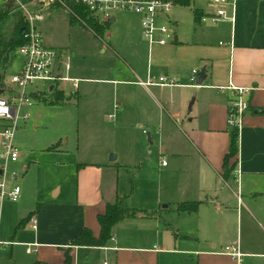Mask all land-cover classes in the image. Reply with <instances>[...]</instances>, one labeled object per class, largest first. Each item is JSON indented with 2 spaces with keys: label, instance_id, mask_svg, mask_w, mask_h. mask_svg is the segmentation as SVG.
<instances>
[{
  "label": "crops",
  "instance_id": "crops-1",
  "mask_svg": "<svg viewBox=\"0 0 264 264\" xmlns=\"http://www.w3.org/2000/svg\"><path fill=\"white\" fill-rule=\"evenodd\" d=\"M192 3L197 6L190 15L174 10L168 17L167 12L173 36L161 45L147 43L138 15L126 10L111 14L104 40L85 28L91 40L101 42L98 51L114 57V66L108 76L80 75L74 63L66 73L77 82L116 85L112 109L122 132L114 150L117 162L99 158L74 167L73 194L59 199L60 185L49 198L44 189L53 184L20 177L17 198L0 197V264H61L64 252L69 264H91L92 256L96 264H264V0H233L223 5L225 18L208 24L210 0ZM74 25L84 28L68 26ZM161 75L172 83L155 84ZM227 85L245 89L247 109L231 168L224 172ZM137 126L145 128L148 143H155L156 164L132 167L125 175L127 189L120 192L118 169L138 163L133 156L139 144L131 139ZM164 156L166 161L157 163ZM122 193L127 205L151 214L120 219L102 246L68 244L82 226L95 236V214ZM185 201L198 203L191 212L173 210ZM225 246L238 255L225 253L230 250ZM105 255L107 261L100 260Z\"/></svg>",
  "mask_w": 264,
  "mask_h": 264
},
{
  "label": "rangeland",
  "instance_id": "rangeland-1",
  "mask_svg": "<svg viewBox=\"0 0 264 264\" xmlns=\"http://www.w3.org/2000/svg\"><path fill=\"white\" fill-rule=\"evenodd\" d=\"M188 2V5L171 4L168 17H171V11L174 10L190 15L191 8L196 4L193 5L192 0ZM3 3L0 0V11L3 10ZM9 7L0 20V32L5 34L9 33L12 24L20 15L15 4ZM40 14L41 19L36 22V27L41 40L51 41L53 44L51 47L65 48L69 54L70 67L74 63L75 69L83 76L89 71L96 72L97 75L102 73L101 76L110 74V69L115 63L114 57L106 51L99 52L101 42L97 39L91 40L85 28L82 30L76 25L68 26L70 25L68 14L64 9L41 6ZM168 17H163L159 21L167 24L170 22ZM204 23L208 24L210 21L206 18ZM8 60V64L2 70V77L6 80L18 70L21 57L11 50ZM36 84L39 98L30 95L31 104L24 107L28 116L23 121H17L18 129L13 132L11 139L17 156L13 161L3 162L0 159V179L5 184L15 181L20 188L22 185L20 177L27 182H49L53 184L52 189L48 190V186L44 189V194L49 198L53 197L52 190L58 184L60 191L57 198L69 197L74 191V167H80L99 158H104L106 162H117L113 156L114 150L118 149L116 145L122 138V132L116 128L115 110L112 109L116 85L81 80L77 82L78 88L73 90L68 83H63L62 99L49 102L52 99V91L46 89L49 83L40 81ZM57 86L61 87V84L57 83ZM30 87L28 86L27 90ZM106 112L112 114L111 119L106 118ZM131 139L135 144H139L137 154L133 156L138 163L125 169H118L116 184L120 192L127 189L125 175L129 176V173L133 172L132 167H145L148 161L151 166L156 164L155 143H148L143 126L132 129ZM109 144L113 151L106 154L103 149ZM162 159L166 161L165 156ZM159 160L157 159V163ZM11 176L15 178L12 179ZM161 204L163 203L159 206ZM95 258L92 256L91 264H96ZM101 259L107 261L106 255Z\"/></svg>",
  "mask_w": 264,
  "mask_h": 264
},
{
  "label": "built area",
  "instance_id": "built-area-1",
  "mask_svg": "<svg viewBox=\"0 0 264 264\" xmlns=\"http://www.w3.org/2000/svg\"><path fill=\"white\" fill-rule=\"evenodd\" d=\"M6 2L8 0H2ZM11 5L15 4L20 11V16L24 22L22 27V40L16 45L12 52L17 53L21 57L18 70L9 75L6 80L1 79L0 86V159L5 161H13L17 152L11 143L13 132L18 129L17 121H23L27 118L28 113L24 107L31 104L30 95L37 94V82L44 81L49 83L47 90L62 89L63 83H68L71 89L77 86V79L69 77L66 73L68 69L69 54L65 48L51 47L43 45L36 27V22L41 19V6L48 7V0H44L39 4L34 1L23 3L20 0H10ZM80 3L92 15L99 20L109 19L111 14L116 10H126L138 15L139 30L141 37L147 43L164 44L172 39L173 25L171 22L167 24L158 21L159 18L166 17L170 9L169 0H73ZM233 0H210L213 12L208 16V20L212 23L225 18L223 5L231 4ZM32 5V6H30ZM231 19V16L229 17ZM195 70L191 69V77L193 80ZM193 75V76H192ZM62 82V83H61ZM60 86L56 87V84ZM141 83V82H139ZM153 83L150 80L144 81V84ZM155 84L170 85L171 78L157 76ZM143 84V83H141ZM31 86L27 90V87ZM49 87V89H48ZM56 87V88H55ZM226 88L230 92V98L227 101L225 109V125L234 127L235 132L241 124V116L246 108L247 102L244 98L245 89L227 85ZM115 104H112L114 107ZM106 118L111 119L112 114L106 113ZM160 164L164 161L159 160ZM1 172V169H0ZM19 188L14 183L8 189H4L3 181L0 179V197L4 196L9 200H15L18 196ZM31 227H34V219H30ZM225 252L229 255L237 256L238 253L232 248L224 247ZM29 250L28 247L25 248ZM101 264H105L103 261Z\"/></svg>",
  "mask_w": 264,
  "mask_h": 264
},
{
  "label": "trees",
  "instance_id": "trees-1",
  "mask_svg": "<svg viewBox=\"0 0 264 264\" xmlns=\"http://www.w3.org/2000/svg\"><path fill=\"white\" fill-rule=\"evenodd\" d=\"M23 3L34 1L36 4L41 3L44 0H20ZM48 7H59L64 9L68 14L69 24H78L86 28L93 37H97L102 40L103 34L109 27V19L99 20L88 12L86 7L73 0H48ZM171 4L187 5L188 0H169ZM10 9L3 5V10L0 11V20L4 14ZM24 26L21 16L19 15L8 34L0 32V82L2 79V70L8 64V54L10 51L18 45L22 40V35L19 32L20 28ZM1 84V83H0ZM1 86V85H0ZM52 91V99L49 102H57L62 99V93L60 90L50 89ZM33 98H39L38 94H31ZM247 109V105L246 108ZM227 145L226 151L221 158V167L224 172L231 168L233 155L236 151V132L234 127L227 126ZM126 193H122L119 196H115L110 202H105L103 210L95 214V220L98 226L97 234L94 236L89 229L82 226L69 240L68 244L72 245H87V246H102L111 237L112 226L124 217L134 216L136 213L142 215H149L151 211L143 209H137L130 207L125 202ZM198 201H185L175 204L173 210L176 212H191L195 209ZM39 203L35 204L34 210L37 209ZM30 212L27 213L29 215ZM23 220L20 219L16 222L14 228L18 227ZM70 257L68 253L64 252L61 264H69ZM31 264H49L42 261H33Z\"/></svg>",
  "mask_w": 264,
  "mask_h": 264
},
{
  "label": "water",
  "instance_id": "water-1",
  "mask_svg": "<svg viewBox=\"0 0 264 264\" xmlns=\"http://www.w3.org/2000/svg\"><path fill=\"white\" fill-rule=\"evenodd\" d=\"M10 4H11V1L10 0H8V1H6V2L3 3V5L6 6V7L10 6ZM19 32L20 33L22 32V27L20 28ZM48 89H49V87H48Z\"/></svg>",
  "mask_w": 264,
  "mask_h": 264
}]
</instances>
